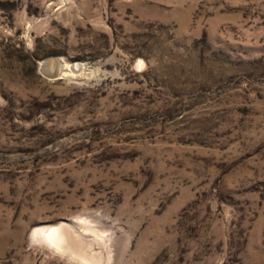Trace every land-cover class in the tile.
<instances>
[{
    "label": "rangeland",
    "instance_id": "1",
    "mask_svg": "<svg viewBox=\"0 0 264 264\" xmlns=\"http://www.w3.org/2000/svg\"><path fill=\"white\" fill-rule=\"evenodd\" d=\"M0 264H264V0H0Z\"/></svg>",
    "mask_w": 264,
    "mask_h": 264
},
{
    "label": "bare ground",
    "instance_id": "2",
    "mask_svg": "<svg viewBox=\"0 0 264 264\" xmlns=\"http://www.w3.org/2000/svg\"><path fill=\"white\" fill-rule=\"evenodd\" d=\"M52 63H53V61H52ZM48 64H49V62L46 63L45 61L42 63V65H44V66H48Z\"/></svg>",
    "mask_w": 264,
    "mask_h": 264
}]
</instances>
